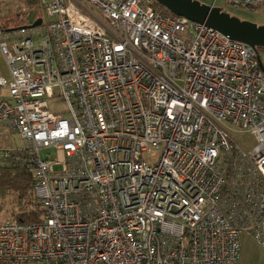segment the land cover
<instances>
[{"label":"built area","instance_id":"1","mask_svg":"<svg viewBox=\"0 0 264 264\" xmlns=\"http://www.w3.org/2000/svg\"><path fill=\"white\" fill-rule=\"evenodd\" d=\"M38 3L40 26L0 19V125L25 145L5 156L25 151L42 210L0 225V264H233L243 236L264 249V48L155 0Z\"/></svg>","mask_w":264,"mask_h":264},{"label":"rangeland","instance_id":"2","mask_svg":"<svg viewBox=\"0 0 264 264\" xmlns=\"http://www.w3.org/2000/svg\"><path fill=\"white\" fill-rule=\"evenodd\" d=\"M36 1V0H35ZM200 2L201 4L215 6L220 8L223 12L230 14L232 17H236L241 21H249L252 23L257 24L258 26H264V3L261 7L257 8L254 12H246L242 9H235L231 7L226 0H195ZM31 0H0V19L2 20L3 26L6 28L15 27L20 25L22 22L18 19L20 16L27 15L29 11H38V16H43V9L38 6H32L30 4ZM29 15V14H28ZM27 15V16H28ZM18 17V18H17ZM7 69L6 60L0 50V71ZM8 70V69H7ZM8 72V71H7ZM7 74V73H6ZM50 109L52 112L64 113L67 111V106L65 103H61L58 99L51 100L50 102ZM65 117H68L67 114H64ZM7 135V144H10L11 147L4 151V158L5 153H8V150L17 149L23 150L25 148L23 140L20 138L19 134L17 133H5ZM235 140L241 146L246 148L247 150H251L255 147V140L254 136L249 133H242L236 134ZM19 156L16 157L14 160V167H22L25 168L22 164L26 160L25 151H17L16 152ZM47 152H42V157L45 158ZM160 152H156L155 156L158 157ZM23 156L25 158H23ZM2 157V158H3ZM59 168H56L58 170ZM31 191V190H30ZM32 192H30V195ZM19 193H15L13 191H6L5 193L0 191V206L1 212L5 213V221H9L14 219V215L17 213L22 212V206L19 205L24 204V208L26 210L32 209L35 210L36 207L39 206L38 201H34L35 204L33 207L31 205L25 206V200L19 201ZM31 197V196H30ZM30 199V198H29ZM31 200V199H30ZM240 264H264V249H262L257 243L252 241L249 237L245 236L242 238V258Z\"/></svg>","mask_w":264,"mask_h":264},{"label":"water","instance_id":"3","mask_svg":"<svg viewBox=\"0 0 264 264\" xmlns=\"http://www.w3.org/2000/svg\"><path fill=\"white\" fill-rule=\"evenodd\" d=\"M171 13L185 17L195 23L211 27L230 39L240 41L253 48H264V26L249 21H241L215 6L201 4L195 0H155ZM36 11L28 16L33 27L40 26L42 20L34 21Z\"/></svg>","mask_w":264,"mask_h":264},{"label":"trees","instance_id":"4","mask_svg":"<svg viewBox=\"0 0 264 264\" xmlns=\"http://www.w3.org/2000/svg\"><path fill=\"white\" fill-rule=\"evenodd\" d=\"M30 4L32 6L37 4L36 6H38L39 3L38 0H31ZM257 49L258 51L261 50V48ZM14 160L15 158L8 156L0 161V191L4 193L6 191L19 193V201L25 200L26 207L28 205L33 207L35 205L33 202L37 201L34 191L33 174L24 165L23 166L25 168L19 166L14 167ZM30 192H32L31 195ZM19 205H23L22 212L15 214L14 219H17L22 223H38L41 221L42 210L39 206L36 207L35 210H33V208L26 210V208H24V204L20 203Z\"/></svg>","mask_w":264,"mask_h":264},{"label":"crops","instance_id":"5","mask_svg":"<svg viewBox=\"0 0 264 264\" xmlns=\"http://www.w3.org/2000/svg\"><path fill=\"white\" fill-rule=\"evenodd\" d=\"M33 12V11H32ZM7 66V65H6ZM8 69V68H7ZM5 69L6 71L4 70H1L0 71V77L6 79V80H9V71ZM8 71V72H7ZM7 73V74H6ZM3 97H8V93L6 91H3ZM9 131L4 128L3 126L0 125V161L3 159L2 157L4 156V151L6 149H8L9 147H11L10 144H7V135H5V133H8ZM11 133V132H9ZM5 213L2 211L1 212V206H0V225H2L3 223H5ZM245 237V236H243ZM248 237V236H247ZM250 238V237H249ZM251 239V238H250ZM252 240V239H251ZM253 241V240H252ZM263 249V248H262ZM241 258H242V252H241V257L240 259L237 261V263H233V264H240V261H241Z\"/></svg>","mask_w":264,"mask_h":264}]
</instances>
